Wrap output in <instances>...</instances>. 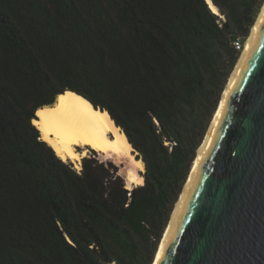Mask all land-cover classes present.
<instances>
[{
  "label": "trees",
  "instance_id": "1",
  "mask_svg": "<svg viewBox=\"0 0 264 264\" xmlns=\"http://www.w3.org/2000/svg\"><path fill=\"white\" fill-rule=\"evenodd\" d=\"M0 0V264H151L262 0ZM73 91L144 163L79 171L39 139Z\"/></svg>",
  "mask_w": 264,
  "mask_h": 264
},
{
  "label": "water",
  "instance_id": "2",
  "mask_svg": "<svg viewBox=\"0 0 264 264\" xmlns=\"http://www.w3.org/2000/svg\"><path fill=\"white\" fill-rule=\"evenodd\" d=\"M260 9L153 264H264V4Z\"/></svg>",
  "mask_w": 264,
  "mask_h": 264
},
{
  "label": "bare ground",
  "instance_id": "3",
  "mask_svg": "<svg viewBox=\"0 0 264 264\" xmlns=\"http://www.w3.org/2000/svg\"><path fill=\"white\" fill-rule=\"evenodd\" d=\"M206 1L208 2L211 10L219 14L217 7L212 4L211 0ZM255 22L253 23L249 34L246 37L244 46L247 42V39L252 31ZM235 66L231 71L227 83L221 93L216 110L227 87V84L231 78V75L235 69ZM68 93H72V95H67ZM61 96L64 97L63 101L59 99ZM56 97L57 98L53 105L44 106L42 108L52 109L56 108L57 105H59L60 107L58 111L49 112L46 117H38L36 115V113L42 108L37 109L35 112V118L33 120L38 121V124H33L39 132V139L46 142V144L53 149L54 153L61 160L72 161L75 164V168L79 167V163L82 157L86 156L88 149H92L98 152L100 155L104 156L114 155L116 156V159L119 155L121 156V154L127 155L131 163L126 165L125 167H120L118 171V173L122 174L123 176L125 186L127 188H132L133 185L143 184L144 179L143 176H141V174L139 173V171L145 169L144 163L140 158L135 159V156L137 155L133 153V148L131 144L128 142L125 134L120 130V128L115 125L113 120L110 118L109 114L106 111L94 108L88 100L73 91L67 90L64 93L57 95ZM85 102L87 103L85 104ZM216 110L213 114V117L216 113ZM208 126L210 127V125ZM206 134L207 132L204 135L206 136ZM205 136L203 137V140ZM200 145L198 146V148L200 147ZM197 152L192 162L187 179L195 163ZM177 201L178 198L176 200V203ZM154 258L151 264H153Z\"/></svg>",
  "mask_w": 264,
  "mask_h": 264
},
{
  "label": "rangeland",
  "instance_id": "4",
  "mask_svg": "<svg viewBox=\"0 0 264 264\" xmlns=\"http://www.w3.org/2000/svg\"><path fill=\"white\" fill-rule=\"evenodd\" d=\"M263 3H264V0H262V5H263ZM261 5V6H262ZM261 8V7H260ZM260 11V10H259ZM259 13V12H258ZM252 27V26H251ZM251 27H250V29H251ZM250 31V30H249ZM249 34V33H248ZM248 36V35H247ZM245 40H246V38L244 39V41H243V45L241 46V48H239V55H240V53L242 52V50H243V48H244V43H245ZM238 58H239V56H238ZM238 58H237V60H238ZM237 60H236V62H237ZM236 62H235V64H236ZM235 64H234V66H235ZM234 66H233V68H234ZM232 71V70H231ZM231 73V72H230ZM230 75V74H229ZM228 80V79H227ZM227 83V82H226ZM226 85V84H225ZM225 87V86H224ZM224 89V88H223ZM222 93V92H221ZM221 96V95H220ZM219 102V101H218ZM214 114V113H213ZM213 117V116H212ZM211 120H212V118H211ZM211 120H210V122H209V125H210V123H211ZM208 128H209V126H208ZM208 128H207V130H208ZM207 132V131H206ZM205 136V135H204ZM202 141H203V139H202ZM201 144V143H200ZM134 152V154H136L137 156H138V152L136 151V150H134L133 151ZM86 156H91V157H95V158H98L99 160H103L104 162H107V161H112L113 163H115L116 165H118L119 166V168L120 167H125L126 165H128V164H130L131 162H130V160H129V157L127 156V155H124V154H121V156L119 155L118 157H117V159L115 158L116 156H114V155H112V156H104V155H100L98 152H96V151H94V150H92V149H88V151H87V154H86ZM127 157V158H126ZM110 158V159H109ZM112 158V159H111ZM66 162H69V163H71L72 164V166L75 168V164L72 162V161H70V160H67ZM81 165V161H80V163H79V166ZM145 170V169H144ZM144 170H142V171H139V173L142 175V173L144 172ZM119 171V170H118ZM121 176H122V174H120ZM123 177V176H122ZM184 185V184H183ZM183 187V186H182ZM182 189V188H181ZM181 192V191H180ZM180 194V193H179ZM178 197H179V195H178ZM176 202V201H175ZM175 204V203H174ZM173 210H171V212H172ZM170 216V215H169ZM161 240V239H160ZM158 247V246H157ZM155 256V255H154Z\"/></svg>",
  "mask_w": 264,
  "mask_h": 264
},
{
  "label": "snow or ice",
  "instance_id": "5",
  "mask_svg": "<svg viewBox=\"0 0 264 264\" xmlns=\"http://www.w3.org/2000/svg\"><path fill=\"white\" fill-rule=\"evenodd\" d=\"M67 95H72V93H68ZM61 101H63V99H64V97L63 96H61L60 98H59ZM87 102H85V104H86ZM59 105H57V107L56 108H52V109H49V108H42L41 110H39L37 113H36V115L38 116V117H46V115L49 113V112H55V111H58L59 110ZM219 114V113H218ZM33 123L34 124H38V121H36V120H33ZM45 123H46V121H45ZM46 138V137H45Z\"/></svg>",
  "mask_w": 264,
  "mask_h": 264
},
{
  "label": "built area",
  "instance_id": "6",
  "mask_svg": "<svg viewBox=\"0 0 264 264\" xmlns=\"http://www.w3.org/2000/svg\"><path fill=\"white\" fill-rule=\"evenodd\" d=\"M243 45V41H241L240 39H236L233 41V46L236 48V49H239L241 48V46ZM81 168V166H79L78 168H76L77 171H79Z\"/></svg>",
  "mask_w": 264,
  "mask_h": 264
}]
</instances>
